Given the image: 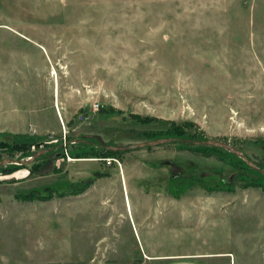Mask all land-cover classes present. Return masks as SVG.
Here are the masks:
<instances>
[{
    "label": "rangeland",
    "instance_id": "374dc122",
    "mask_svg": "<svg viewBox=\"0 0 264 264\" xmlns=\"http://www.w3.org/2000/svg\"><path fill=\"white\" fill-rule=\"evenodd\" d=\"M172 121L264 167V0H0V140L51 149L36 174L0 172V264L196 252L229 255L209 264H264L255 169L237 173L177 142L120 154V165L73 156L163 139ZM11 150L0 161L26 156ZM73 184L87 188L58 197ZM31 192L51 198L17 197ZM104 204L118 209L101 219Z\"/></svg>",
    "mask_w": 264,
    "mask_h": 264
},
{
    "label": "trees",
    "instance_id": "16d2710c",
    "mask_svg": "<svg viewBox=\"0 0 264 264\" xmlns=\"http://www.w3.org/2000/svg\"><path fill=\"white\" fill-rule=\"evenodd\" d=\"M136 120H138L139 124H146V122L151 121L149 120V117H145L142 118L140 116H136L134 117ZM153 120V119H152ZM169 124V129L166 131L165 138L163 139H168V138H177L180 140H191V141H201V142H205L207 140H204L203 138V134L199 131V129H197V127L189 122H183V123H176V122H168ZM150 134V133H148ZM147 137L151 140H156V135H148ZM163 133H161L160 135H162ZM161 139V138H158ZM179 144V147L182 148L183 150H189V149H196L198 152L207 155V156H216L217 158H219L221 161L228 163L229 165H231L236 171L237 173H239V170H241V167H246V168H250L244 161L243 159L239 158L238 156H236L235 154L223 149V148H217V147H206V146H196L192 143L187 144L181 141L177 142ZM40 146L39 143H33V142H22L20 143H10L4 140H0V149H13L17 150V152L19 151L20 153H22V155H26L23 157H20V159H24L27 157H32L35 153L31 152V148L34 146ZM45 145V144H44ZM82 147H86L88 149L85 150L84 153H75L73 154L74 158H81V156H87L86 159H91V158H98V159H103V158H114V157H119L120 154H123L125 152H113L110 150H107L106 148L103 147H97V146H82ZM148 149H150L151 147H147ZM4 151V152H6ZM12 151V150H11ZM12 151V152H13ZM63 149H59V152H62ZM10 152V151H9ZM11 153V152H10ZM15 152L11 154L12 158H15ZM76 156V157H75ZM88 156H91V158H88ZM94 156V157H93ZM46 157L48 156H42L41 158L37 159L33 164H31L29 167L28 166H18V165H9L8 167H2L0 168V172H4V173H12L18 169H27L30 168V172L31 174H36L37 171H41L43 170V168L46 166V161L44 159H46ZM235 157H238L240 161H238ZM82 159V158H81ZM264 160V159H263ZM239 164H241L239 166ZM262 171H257L256 172L259 174L260 179L258 180V183H254L253 185L256 187H261L264 189V167H262L260 164L257 165ZM173 183H176L175 180L172 179ZM71 189L64 191L62 193H59L58 197L60 198H66L69 196H76V195H80L82 194V191L86 190L87 187H85V189L83 190H77L74 186V184L72 186H70ZM209 190V189H208ZM179 194H174L173 197H178ZM18 199L23 200V201H31L33 202L34 200H38V201H46L49 200L51 198V196H49L48 194H39L37 192H31L28 194H19L17 195ZM143 260H139L138 262L136 261L135 264H142Z\"/></svg>",
    "mask_w": 264,
    "mask_h": 264
},
{
    "label": "water",
    "instance_id": "95a60500",
    "mask_svg": "<svg viewBox=\"0 0 264 264\" xmlns=\"http://www.w3.org/2000/svg\"><path fill=\"white\" fill-rule=\"evenodd\" d=\"M178 141L185 142V143H192L196 146H209V147L223 148V149L235 154L239 158L243 159V161L249 167L263 173V171L255 163H253V161H251L245 153H243L242 151L238 150L237 148L233 147L232 145H230L228 143H225L223 141H218V140H209V141L201 142V141L180 140L177 138H168V139H158V140H154V141H148L145 143L131 145L128 147H103V148H106L107 150H110L113 152H128V151H133L135 149H142V148H146V147H159L162 145L172 144V143H175ZM50 151H51V149L43 150L41 152L34 154L32 157H30L28 159H4V160L0 161V168L3 166H7V165H18V166L31 165L41 155H43L47 152H50Z\"/></svg>",
    "mask_w": 264,
    "mask_h": 264
},
{
    "label": "crops",
    "instance_id": "0c3cea01",
    "mask_svg": "<svg viewBox=\"0 0 264 264\" xmlns=\"http://www.w3.org/2000/svg\"><path fill=\"white\" fill-rule=\"evenodd\" d=\"M84 161H88L86 159H83ZM176 199V198H175ZM111 207L113 209L117 208V205H112L110 204ZM140 205L143 207V210L146 209V206L151 207L150 209H154L155 211H161V210H167L170 211L171 209V205L167 204H141ZM104 207V209L102 208ZM111 208L109 209L108 204H104L103 206H101L99 209H96V212L99 213V217L101 219H103V212L108 213ZM163 208H169V209H163ZM92 211V209H91ZM91 211L89 212L91 214ZM92 217V216H89ZM112 219V216H105V226H102L100 228H104L107 231V227H108V223L109 221ZM107 226V227H106ZM91 228V227H90ZM99 228V229H100ZM94 235H92L93 237ZM101 239H112L111 236H107L105 235L104 237H102ZM221 256H229L228 254H219V253H209V252H196V253H187V254H179V253H173V254H151V256L147 257L149 258V261H151L149 264H209V263H204L202 262L203 260H207V259H214V258H219ZM231 257V256H230ZM139 260H143V258L140 256L139 259H137V262ZM144 261V260H143Z\"/></svg>",
    "mask_w": 264,
    "mask_h": 264
},
{
    "label": "built area",
    "instance_id": "2783aa9c",
    "mask_svg": "<svg viewBox=\"0 0 264 264\" xmlns=\"http://www.w3.org/2000/svg\"><path fill=\"white\" fill-rule=\"evenodd\" d=\"M34 133V131H33ZM83 160V159H82ZM88 161H99V162H106L108 165H112L113 163H120L115 159V158H103V159H98V158H91V159H86Z\"/></svg>",
    "mask_w": 264,
    "mask_h": 264
},
{
    "label": "flooded vegetation",
    "instance_id": "af4514ba",
    "mask_svg": "<svg viewBox=\"0 0 264 264\" xmlns=\"http://www.w3.org/2000/svg\"><path fill=\"white\" fill-rule=\"evenodd\" d=\"M89 180V179H88ZM87 183H90V182H92V179H90V181H86ZM91 185V184H90Z\"/></svg>",
    "mask_w": 264,
    "mask_h": 264
}]
</instances>
